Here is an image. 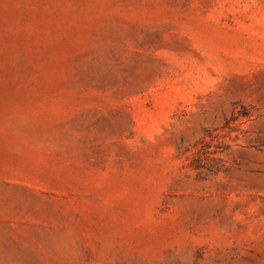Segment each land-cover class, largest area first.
<instances>
[{
	"label": "rangeland",
	"instance_id": "1",
	"mask_svg": "<svg viewBox=\"0 0 264 264\" xmlns=\"http://www.w3.org/2000/svg\"><path fill=\"white\" fill-rule=\"evenodd\" d=\"M0 264H264V0H0Z\"/></svg>",
	"mask_w": 264,
	"mask_h": 264
}]
</instances>
